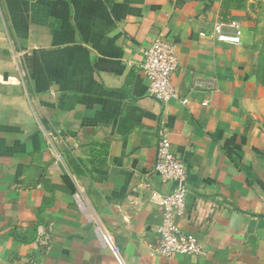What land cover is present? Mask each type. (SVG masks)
<instances>
[{"label":"crops","instance_id":"obj_1","mask_svg":"<svg viewBox=\"0 0 264 264\" xmlns=\"http://www.w3.org/2000/svg\"><path fill=\"white\" fill-rule=\"evenodd\" d=\"M254 1L226 11L236 45L215 32L224 0H0V264H119L78 187L124 264H264ZM158 39L177 46L168 104L141 69ZM162 127L188 173L178 224L205 255L154 251L173 189L155 172Z\"/></svg>","mask_w":264,"mask_h":264},{"label":"built area","instance_id":"obj_2","mask_svg":"<svg viewBox=\"0 0 264 264\" xmlns=\"http://www.w3.org/2000/svg\"><path fill=\"white\" fill-rule=\"evenodd\" d=\"M227 28L232 29L233 33L227 32ZM215 32L217 39L221 42L236 45L242 43L243 31L236 21L219 22L216 25ZM177 66V46L172 42L158 39L144 52L141 69L149 80V94L162 104H168L179 98L171 81ZM203 86V82L197 81L194 88L199 89ZM205 105L207 104L205 103ZM155 172L163 184L173 185V189L161 195L163 221L156 229L159 242L154 251L166 258H172L180 254L205 255L206 252L197 238L183 232L178 224V219L184 215L187 205L188 188L186 181L188 173L185 164L172 152L170 135L163 127L158 132ZM74 197L94 222L96 234L103 246L112 253L119 264H124L114 236L104 228L95 216L81 187H78Z\"/></svg>","mask_w":264,"mask_h":264},{"label":"rangeland","instance_id":"obj_3","mask_svg":"<svg viewBox=\"0 0 264 264\" xmlns=\"http://www.w3.org/2000/svg\"><path fill=\"white\" fill-rule=\"evenodd\" d=\"M252 7H256L263 12L264 17V0H256L251 3ZM260 39L257 43L258 47L254 50V70L259 78L264 83V29L259 35Z\"/></svg>","mask_w":264,"mask_h":264},{"label":"trees","instance_id":"obj_4","mask_svg":"<svg viewBox=\"0 0 264 264\" xmlns=\"http://www.w3.org/2000/svg\"><path fill=\"white\" fill-rule=\"evenodd\" d=\"M246 0H224L223 3V19L225 22H230V20L227 19L226 11H229L230 9H242L245 6Z\"/></svg>","mask_w":264,"mask_h":264}]
</instances>
